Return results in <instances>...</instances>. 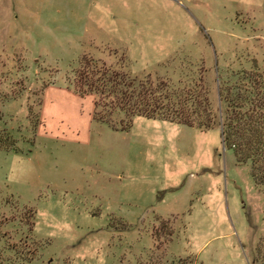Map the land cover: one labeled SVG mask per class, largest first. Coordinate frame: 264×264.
<instances>
[{
    "label": "rangeland",
    "instance_id": "obj_1",
    "mask_svg": "<svg viewBox=\"0 0 264 264\" xmlns=\"http://www.w3.org/2000/svg\"><path fill=\"white\" fill-rule=\"evenodd\" d=\"M82 57L222 117L219 91L264 101V0H0V264H264V185L218 127L92 120Z\"/></svg>",
    "mask_w": 264,
    "mask_h": 264
},
{
    "label": "trees",
    "instance_id": "obj_2",
    "mask_svg": "<svg viewBox=\"0 0 264 264\" xmlns=\"http://www.w3.org/2000/svg\"><path fill=\"white\" fill-rule=\"evenodd\" d=\"M92 64L90 58H80L72 79L77 95L95 96L92 120L109 124L110 115L121 112L130 117L166 120L198 130L218 127L220 142L232 152L235 164H248L252 183L264 185V101L242 109L243 104L249 103L247 95L241 97L219 91V99L225 103L221 117L211 111L205 96L192 88L176 90L163 79L151 81L147 76L136 79L110 68H95ZM98 106H107V109L99 113ZM129 127L128 119L113 130L127 131ZM13 145L10 137L0 135V150H13Z\"/></svg>",
    "mask_w": 264,
    "mask_h": 264
}]
</instances>
